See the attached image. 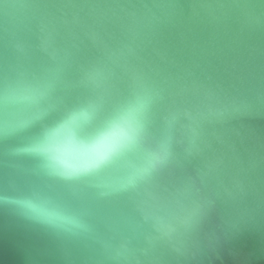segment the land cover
Segmentation results:
<instances>
[{"label": "water", "instance_id": "1", "mask_svg": "<svg viewBox=\"0 0 264 264\" xmlns=\"http://www.w3.org/2000/svg\"><path fill=\"white\" fill-rule=\"evenodd\" d=\"M0 264H264V0H0Z\"/></svg>", "mask_w": 264, "mask_h": 264}]
</instances>
